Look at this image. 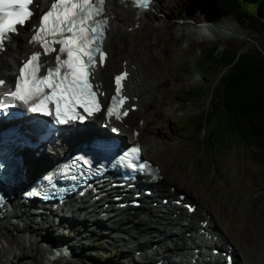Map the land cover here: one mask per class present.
Returning a JSON list of instances; mask_svg holds the SVG:
<instances>
[{
	"label": "bare ground",
	"instance_id": "1",
	"mask_svg": "<svg viewBox=\"0 0 264 264\" xmlns=\"http://www.w3.org/2000/svg\"><path fill=\"white\" fill-rule=\"evenodd\" d=\"M213 5V0H204L202 4H197L198 10L183 14L177 22H173V26L176 30H182L195 24L198 29L220 39L227 33L236 32L232 24L214 16ZM104 8L108 24L103 48L107 56L104 65L96 67L94 75L101 82V88L109 92L111 75L121 68L128 71L123 84V92L129 97L125 105L135 103L136 106L128 110L122 122L132 124L127 138L139 141L140 138H146L144 131L151 121V103L156 95L159 97V89L155 85L159 69L149 66L147 71L142 70L135 51L139 48L141 56L149 58L146 62H152V65H155L154 58L159 55L165 57L163 50H157L156 41L164 26H170V0H150L147 9H136L117 0H105ZM142 28L143 31L153 30L152 39L144 38L136 45L132 42L125 46L122 37L137 33ZM25 31L24 25L16 37V45L7 46L0 57L1 62H7L15 54L20 55V50L28 48L23 40ZM117 40L122 44H117ZM10 65V62L0 65V72L10 69ZM99 120L100 116H95L87 126L98 127ZM133 128L137 130L136 136L132 133ZM140 146L141 150L146 147L144 141ZM62 150L63 147L59 153ZM53 152L46 148L44 155L49 157ZM168 167V164L162 165L156 181L143 179L123 195L121 192L110 193L112 188H106L90 199L93 193L102 189L94 185V192L90 188L84 190V201L80 204L68 201V206H65L66 203L57 202L52 208L50 203L44 201L36 208L25 203L6 201L5 207L0 206V264H94L86 260L92 261V254L97 255L88 246L97 247L98 255L106 248H114L117 256L114 264H184L194 258L195 249L200 254L199 257L195 256L196 260L208 264L211 257L201 252L202 248L221 247L227 241L226 235L216 225L211 209L199 203L187 186H180V182L173 180ZM144 188L149 189V195L142 191ZM133 192H137L141 201L138 206L128 202L122 206L116 205L124 197L132 198ZM178 193L183 194L182 201L194 204L192 211H187L183 202L173 201L178 198ZM113 194L120 200L112 198ZM163 196L169 203L161 201ZM151 201L156 205L151 207ZM102 202L106 203L104 207L101 206ZM171 212L176 213V216H169ZM176 217L188 220L186 226L178 231L175 229ZM204 220L205 225H202ZM173 231L177 234L174 235ZM207 232L211 235L208 236ZM52 239L65 244L67 250L52 257L48 244ZM80 247L87 250L82 252ZM236 251L234 248L231 264H245V256L242 258V253Z\"/></svg>",
	"mask_w": 264,
	"mask_h": 264
},
{
	"label": "rangeland",
	"instance_id": "2",
	"mask_svg": "<svg viewBox=\"0 0 264 264\" xmlns=\"http://www.w3.org/2000/svg\"><path fill=\"white\" fill-rule=\"evenodd\" d=\"M203 2L170 0V26H164L156 41L157 50H163L165 57L159 55L154 58V66L152 62H146L149 58L142 57L139 48L135 51L142 70L147 71L149 66L159 69L155 82L159 97L156 95L151 103V121L144 131L146 138L139 140L146 146L142 155L157 163L160 169L163 164H168L170 177L180 182V186H187L199 203L211 209L216 225L225 233L232 248L242 253V258L245 256V264H264V201H261L264 198V165L252 156L254 147L242 141L229 140L230 136L216 111L210 113L197 131L185 122L186 115L197 113L209 105L213 94L211 88L222 70L216 67L204 76L200 75L201 71L182 72L177 69L181 59L210 43L215 44L218 50L228 44L246 50L256 42L224 8V0H213L214 12H211L232 24L236 32L227 33L220 39L198 29L195 24L176 30L173 22L183 14L198 10L197 4ZM152 37L153 30L143 31L142 28L137 33L123 36L122 42L125 46L132 42L136 45V42ZM116 43L119 44L118 40ZM214 125L222 130L221 137L225 143L200 141L197 147L195 140L204 133L215 131ZM80 249L82 252L87 250ZM88 249L97 254H92V261L86 258L88 262L114 264L113 261L117 260L116 250L112 247L100 251V255L97 247L88 246Z\"/></svg>",
	"mask_w": 264,
	"mask_h": 264
},
{
	"label": "snow or ice",
	"instance_id": "3",
	"mask_svg": "<svg viewBox=\"0 0 264 264\" xmlns=\"http://www.w3.org/2000/svg\"><path fill=\"white\" fill-rule=\"evenodd\" d=\"M134 2L142 8L150 4V0ZM33 3L34 0H0V49L18 31V26L30 21ZM104 3L105 0H52L29 40L43 51L34 50L20 62L11 85L0 91V110L23 106L28 112L52 117V122L59 126L84 123L102 110L98 100L102 93L94 90L91 75L97 55L100 66L106 60L102 49L108 24ZM53 53L54 64L45 65L41 57ZM127 75L122 72L114 78L116 94L107 108L108 119L115 116L119 120L127 115V109H123L127 97L121 95ZM4 84L0 80V86ZM137 152L133 149L120 159L127 161V167H135L132 156Z\"/></svg>",
	"mask_w": 264,
	"mask_h": 264
},
{
	"label": "trees",
	"instance_id": "4",
	"mask_svg": "<svg viewBox=\"0 0 264 264\" xmlns=\"http://www.w3.org/2000/svg\"><path fill=\"white\" fill-rule=\"evenodd\" d=\"M223 4L256 42L246 50L231 44L218 50L210 43L181 59L177 69L182 72L201 71L200 75L204 76L213 68L222 70L211 88L209 105L186 115L185 122L197 131L210 113L216 111L229 140L253 146L252 156L264 165V0H224ZM214 128L217 129L195 140L197 147L200 141L225 143L222 130L218 125Z\"/></svg>",
	"mask_w": 264,
	"mask_h": 264
}]
</instances>
